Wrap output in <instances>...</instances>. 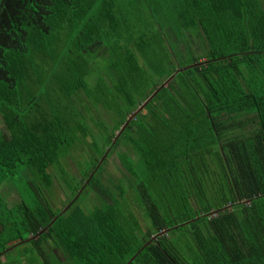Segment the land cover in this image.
<instances>
[{"label": "trees", "instance_id": "trees-1", "mask_svg": "<svg viewBox=\"0 0 264 264\" xmlns=\"http://www.w3.org/2000/svg\"><path fill=\"white\" fill-rule=\"evenodd\" d=\"M197 37L201 55L189 45ZM96 44L107 87L94 97L85 56ZM79 102L115 119L109 127L94 112L106 135L90 145L101 157L121 141L136 155L121 165L142 222L123 185L98 207L77 206L101 169L96 157L63 210L47 202L52 169L91 133L92 108ZM0 120V187L21 182L36 201L8 207L0 191V257L28 243L43 264H127L138 252L129 264H264L260 0H0Z\"/></svg>", "mask_w": 264, "mask_h": 264}, {"label": "rangeland", "instance_id": "rangeland-1", "mask_svg": "<svg viewBox=\"0 0 264 264\" xmlns=\"http://www.w3.org/2000/svg\"><path fill=\"white\" fill-rule=\"evenodd\" d=\"M260 3L264 8V0H260ZM164 32L166 33L167 29L164 30ZM176 45L177 46L175 51L177 53L178 50L181 53H186L185 42L176 43ZM189 45L192 47V51L194 55H201L204 52H206L207 49L205 42L203 40H200V38L198 37L195 39H191L189 41ZM98 47L99 46L96 44L93 48H89L87 50L88 53L85 56V58L90 59V63H92L94 67L93 72L95 73L92 72V74H90L89 77H87V81L91 86V91H93L94 97L97 96L98 94L97 89H100L101 85L103 87L106 86L104 81L100 80L101 79L100 77L103 76V73H105L104 69L106 68L104 66H107L105 65L106 58L101 57L102 52L101 54L98 53L99 52ZM129 48H132L133 52L136 53L138 58L137 61L138 65H140V67H143V63H142L143 61L142 58L138 55V51L134 49L133 45H130ZM185 57H186L185 59L188 58L187 53L185 54ZM201 61L203 62L204 60L201 59ZM102 66L104 69L102 68ZM140 86L142 87V89L146 87V85L145 86L143 85V82L140 84ZM82 104H83L82 102H79L77 107L79 108V110L81 109V111L83 112L85 111L86 107H82ZM90 108L92 107H89L88 109L86 108L87 109L86 111L88 112ZM90 110L91 112L89 113V115L88 113L86 114V116L88 115L87 116L88 120L86 121V124L88 129L91 130V133L87 138V140L82 144L81 146L82 150L78 149L74 152H71L74 154L73 157L70 156L69 152H67L66 158L64 159L63 156L62 159L63 161H61V169L59 168V166H54V168L52 169V173L54 175V188H53V194L48 197L49 199L47 200V202L49 203L50 207L53 208L54 206L56 210L59 209L63 210L64 206L69 201V199L74 196L71 193H74L75 187H79L82 185L85 178V176H82V174L85 172L88 175V173L93 169L91 166V161L96 157L99 160V166L101 167V169L94 171L93 174L95 175V179H94L95 181L92 182L91 185L88 186V188L82 193L80 199H78V202L76 203L77 206H80L85 210H91L94 207H98L102 203H104V201L107 199L105 195L107 190L116 196L118 195L117 187L123 185L127 190V194H126L127 200L131 203V205L135 209L137 216L142 222L143 215L139 210L136 202L137 193L132 187H130L131 183L129 182L130 180L128 179L130 176H128V173L121 165L123 154L128 156L130 160L129 163H131L132 165L135 163L134 161L136 155L131 150L132 148L128 144H125L124 142L121 141L119 147L109 155V158L107 160H105V155L101 157L100 154H98L99 150L96 152L95 148H92L90 145L93 139L96 138L97 136H98L97 138H100L101 136L106 135L105 133L106 131L105 132L102 131L103 133L99 132V130L96 129V127L94 126L95 123L99 120V118L95 116L94 112L95 111L98 113L100 112V116L106 121L109 127H112L113 123L115 122V119H113L111 115L108 114L107 112L100 110V105L97 104L93 105V108ZM1 125L2 122L0 120V126ZM251 130L252 128L247 129L246 133H249ZM118 133L119 132H117V134ZM117 134H116V139L118 136ZM95 182L98 186L97 187L98 192L93 191L94 189L93 184H95ZM86 183L87 181L85 182V184ZM81 190H83V188ZM0 191L2 194V198L4 199L8 207H13L15 204H17L22 200L26 201L30 207L32 208L35 207L36 201L33 193L31 192L29 187L23 185V183L21 182L18 184L17 182L12 180H8V181L6 180L1 185ZM46 192H45V198H47ZM79 193L80 191L77 193L75 198L78 196ZM1 209L3 210L4 213V209L3 208ZM3 213L0 214V217L3 216ZM143 224L144 223H142V225ZM16 245L17 244H15V246ZM17 248L14 249L13 247H11L9 251L13 249L17 250ZM19 252L21 251H15V253L10 254L9 256H13V254ZM57 254L59 253L57 252Z\"/></svg>", "mask_w": 264, "mask_h": 264}, {"label": "crops", "instance_id": "crops-1", "mask_svg": "<svg viewBox=\"0 0 264 264\" xmlns=\"http://www.w3.org/2000/svg\"><path fill=\"white\" fill-rule=\"evenodd\" d=\"M44 247L48 251L49 250L51 251L50 247L47 244L44 245ZM15 251H21V252L13 254V256H9L10 254L15 253ZM56 255L60 257L59 254L56 253ZM59 260L62 261L63 257L61 256ZM0 264H43V262L40 260L37 254L33 251L32 246L27 243L21 247L19 246L17 250L13 249L3 254L0 257Z\"/></svg>", "mask_w": 264, "mask_h": 264}, {"label": "water", "instance_id": "water-1", "mask_svg": "<svg viewBox=\"0 0 264 264\" xmlns=\"http://www.w3.org/2000/svg\"><path fill=\"white\" fill-rule=\"evenodd\" d=\"M181 71H183L182 69L181 70H178V72H176L174 75H172L170 78H168L151 96H149V98H147V100L144 102V104L132 115V116H130L129 118H128V120L125 122V124L122 126V128L120 129V131H119V133L117 134L118 136L121 134V132L126 128V126L128 125V123L132 120V119H134L135 118V116H136V114L139 112V111H141L145 106H146V104L149 102V101H151L153 98H154V96L162 89V88H165L167 85H168V83L172 80V78L177 74V73H179V72H181ZM117 136V137H118ZM80 194V193H79ZM78 194V195H79ZM68 209V208H67ZM67 209H65L64 210V212L67 210ZM52 223L53 222H51V224L49 225V226H51L52 225ZM47 230V228H45L44 230H42L37 236H35V237H32V238H29L28 240H26V241H24V243H27V242H29L30 240H32V239H36L38 236H40L43 232H45ZM165 232H162V233H160V234H158L157 236H154L152 239L154 240V239H156V237H158V236H160V235H162V234H164ZM150 243V242H149ZM149 243H147V244H145L144 245V247H146ZM143 247V248H144ZM142 248V249H143ZM139 253V252H138ZM138 253L133 257V258H131L130 259V261L127 263V264H129L130 262H132L134 259H135V257L138 255Z\"/></svg>", "mask_w": 264, "mask_h": 264}]
</instances>
